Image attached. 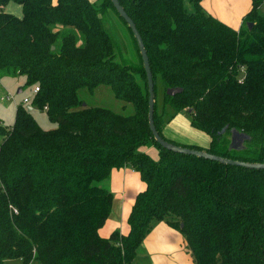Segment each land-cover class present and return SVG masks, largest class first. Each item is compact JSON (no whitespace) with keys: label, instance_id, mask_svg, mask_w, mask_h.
<instances>
[{"label":"trees","instance_id":"1","mask_svg":"<svg viewBox=\"0 0 264 264\" xmlns=\"http://www.w3.org/2000/svg\"><path fill=\"white\" fill-rule=\"evenodd\" d=\"M11 1L20 16L5 10ZM118 1L148 56L158 133L264 162V0H250L237 28L206 12L201 0H188L193 11L184 0ZM108 10L125 25L135 61L121 54ZM0 75H23L32 91L37 86L29 105L56 123L43 129L23 103L10 126L0 121V264H133L159 221L182 235L193 264H264V168L156 142L142 58L111 0H0ZM101 85L121 111L90 105L80 93ZM168 87L180 90L170 95ZM188 109L207 146L163 134L165 123ZM232 129L249 137L239 149H228ZM127 165L144 188L126 216L127 231L100 235L113 196L97 183Z\"/></svg>","mask_w":264,"mask_h":264},{"label":"crops","instance_id":"2","mask_svg":"<svg viewBox=\"0 0 264 264\" xmlns=\"http://www.w3.org/2000/svg\"><path fill=\"white\" fill-rule=\"evenodd\" d=\"M225 2L227 3L225 4ZM239 2H244V4L238 6ZM227 4L232 7L228 8ZM201 5L206 12L211 13L234 28L240 26L245 12L250 7L244 0H201ZM231 17L233 18L231 19ZM180 112H177L165 123L162 129L163 134L180 143L189 142L190 144L207 146L209 137L205 144L202 145L198 141L183 139L182 135L172 128L171 125L180 115ZM189 128L195 129L192 126ZM107 178L113 199L110 214L103 226L99 228V233L103 236L108 235L114 229H118L120 232L127 231L126 216L136 193L144 188V183L140 179L138 172L129 165L113 168ZM139 246L145 249L148 259L150 258V264H193L190 254L186 251L182 235L164 221L155 223Z\"/></svg>","mask_w":264,"mask_h":264},{"label":"rangeland","instance_id":"3","mask_svg":"<svg viewBox=\"0 0 264 264\" xmlns=\"http://www.w3.org/2000/svg\"><path fill=\"white\" fill-rule=\"evenodd\" d=\"M231 1V0H229ZM233 1V0H232ZM250 5V0H244ZM227 2H225L226 4ZM233 4V3H232ZM244 2H239L238 6L243 5ZM234 5V4H233ZM184 6L188 11H193L194 5L188 1L184 0ZM228 8L229 4H227ZM6 11L14 13L17 16L21 15V7L19 4L11 1L6 5ZM264 12V6L261 9ZM206 11V10H205ZM211 14V13H210ZM108 27L111 26L113 32L117 38L119 50L121 54L131 61L136 60V51L132 44L130 35L125 27V25L120 21L117 14L112 10H108ZM233 17H231L232 19ZM228 19V18H227ZM228 24V23H227ZM110 28V27H109ZM20 88V91H17ZM81 95L84 97L85 101L90 105H102L109 107L114 111H121V102L116 99L109 87L101 85L95 88L93 93H88L87 91H80ZM33 96L32 87L25 83V77L20 76H8L0 75V121L4 126H10L14 121L15 107L19 103L29 104ZM162 85H159V91L157 92L156 106L160 110L162 107ZM27 98L29 101H24ZM169 110V107H166ZM128 109L127 111H129ZM166 110V111H167ZM32 116L37 121V123L43 129H51L56 126V123L50 121L45 113L44 109H40L37 106H33L30 110ZM191 114L188 110H182L180 115L173 121L172 128L182 135L183 139L187 141H198L199 144H205L208 135L204 132L193 130L190 126ZM205 139V140H204ZM185 143V142H184ZM189 143V142H187ZM153 148V147H152ZM154 149V148H153ZM151 150V152H155ZM110 190L108 185V178L99 181L97 183ZM116 195L115 192L113 193ZM157 223V222H156ZM150 258L148 259L147 253L142 246L138 247L136 257L134 258L133 264H150ZM5 264H21L19 258H10L5 261ZM30 264H37V262H32Z\"/></svg>","mask_w":264,"mask_h":264},{"label":"water","instance_id":"4","mask_svg":"<svg viewBox=\"0 0 264 264\" xmlns=\"http://www.w3.org/2000/svg\"><path fill=\"white\" fill-rule=\"evenodd\" d=\"M115 10L119 14V16L126 22L127 26L130 28L133 37L136 40V44L139 50V53L142 58V63L143 67L145 70L146 74V81H147V91H148V112H147V117H148V124L149 128L152 132L153 138L156 140L157 143H159L162 147L172 150L175 152H180V153H186V154H193L199 157H204L208 159H212L224 164H231V165H239V166H244L248 168H264V162H256V161H246V160H239V159H233L230 157H225L221 155H217L211 152H207L206 150L203 149H197V148H192L188 146H184L181 144H176L172 143L166 139H164L156 130L154 121H153V111H154V84H153V78H152V73L150 69V64L148 61V56L142 41V38L140 36V33L138 32L134 21L130 18V16L126 13L124 10L123 6L119 3L118 0H111ZM248 26L250 27L251 24L248 23ZM179 87H168L165 89L167 94H174L175 92L179 91ZM17 91H20V88H18ZM27 110L31 109V106L29 104L26 105ZM190 111V109H188ZM248 139V135H246L243 132L237 131L235 129L231 130V135H230V142L228 144V149L236 148L239 149L243 146V141L245 139Z\"/></svg>","mask_w":264,"mask_h":264},{"label":"built area","instance_id":"5","mask_svg":"<svg viewBox=\"0 0 264 264\" xmlns=\"http://www.w3.org/2000/svg\"><path fill=\"white\" fill-rule=\"evenodd\" d=\"M37 89H38V87L35 86V87L33 88V91L35 92ZM24 101H28L27 98H24Z\"/></svg>","mask_w":264,"mask_h":264}]
</instances>
